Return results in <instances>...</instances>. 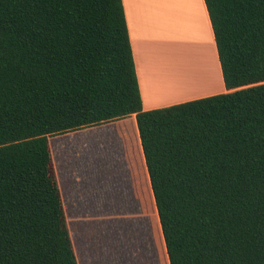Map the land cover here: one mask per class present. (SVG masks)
<instances>
[{"label":"trees","instance_id":"obj_1","mask_svg":"<svg viewBox=\"0 0 264 264\" xmlns=\"http://www.w3.org/2000/svg\"><path fill=\"white\" fill-rule=\"evenodd\" d=\"M227 92L144 110L122 0H0V264H78L48 136L135 114L169 264H264V0H204Z\"/></svg>","mask_w":264,"mask_h":264},{"label":"crops","instance_id":"obj_2","mask_svg":"<svg viewBox=\"0 0 264 264\" xmlns=\"http://www.w3.org/2000/svg\"><path fill=\"white\" fill-rule=\"evenodd\" d=\"M122 4L144 110L228 91L204 0H122ZM180 74L189 80L188 84L174 89L172 82ZM120 120L118 123L107 121L66 131L67 139L73 140L68 143V146L72 143L73 158L72 161L68 159L66 168L65 195L48 136L52 166L66 220V210L132 211L138 208L129 206L147 202L156 210L135 114ZM127 120H130V129L121 125ZM91 131H98V138L105 139L112 135L114 138L119 137V146L114 147L109 157H99L101 144L92 133L88 134ZM79 134L83 140L76 142L75 138ZM89 135L92 145L90 152L95 153L94 158L87 156ZM129 136L131 149L127 145ZM157 220L168 259L158 215Z\"/></svg>","mask_w":264,"mask_h":264},{"label":"rangeland","instance_id":"obj_3","mask_svg":"<svg viewBox=\"0 0 264 264\" xmlns=\"http://www.w3.org/2000/svg\"><path fill=\"white\" fill-rule=\"evenodd\" d=\"M121 121L119 119L109 123ZM121 125L130 129V120L122 122ZM90 133L95 138L98 135V131H91L88 134ZM67 135L68 133L64 132L49 136L54 163L64 195L67 188L68 159L70 158L72 161L73 158L72 147H70L72 143L68 146V143L73 140L69 141ZM90 135L87 138L89 149L87 156L94 158L96 157L95 153L90 152L92 148ZM118 138H114L113 135L107 136L105 139L98 138L101 144V152L98 156L109 157L115 149L114 147L119 146ZM75 140L81 142L83 136L79 134ZM127 145L129 149L132 148L130 136L127 137ZM78 150L82 149L79 147ZM129 207L138 208V210H104L99 212L66 210L78 264H169L161 240L155 208L150 202Z\"/></svg>","mask_w":264,"mask_h":264},{"label":"bare ground","instance_id":"obj_4","mask_svg":"<svg viewBox=\"0 0 264 264\" xmlns=\"http://www.w3.org/2000/svg\"><path fill=\"white\" fill-rule=\"evenodd\" d=\"M187 75H188V73H187ZM188 79H185V77L183 76V74L181 75L180 74V76L174 81V82H172L173 83V85H172V88H174V89H180V88H182L183 86H185V85H187L188 84ZM191 83V82H190ZM193 84V83H192ZM169 87H170V85H169ZM190 87V86H189ZM186 88V87H185ZM184 88V89H185ZM168 89V88H167ZM170 89V88H169ZM173 89V90H174ZM178 92V91H177Z\"/></svg>","mask_w":264,"mask_h":264}]
</instances>
